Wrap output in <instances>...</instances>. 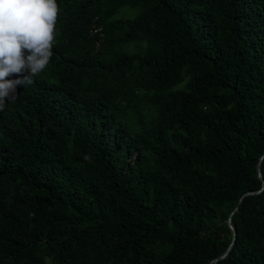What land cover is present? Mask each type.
Listing matches in <instances>:
<instances>
[{
	"label": "trees",
	"instance_id": "1",
	"mask_svg": "<svg viewBox=\"0 0 264 264\" xmlns=\"http://www.w3.org/2000/svg\"><path fill=\"white\" fill-rule=\"evenodd\" d=\"M56 2L0 111V264H210L261 189L216 264H264V0Z\"/></svg>",
	"mask_w": 264,
	"mask_h": 264
},
{
	"label": "clouds",
	"instance_id": "2",
	"mask_svg": "<svg viewBox=\"0 0 264 264\" xmlns=\"http://www.w3.org/2000/svg\"><path fill=\"white\" fill-rule=\"evenodd\" d=\"M59 11L56 0H0V111L49 64Z\"/></svg>",
	"mask_w": 264,
	"mask_h": 264
},
{
	"label": "water",
	"instance_id": "3",
	"mask_svg": "<svg viewBox=\"0 0 264 264\" xmlns=\"http://www.w3.org/2000/svg\"><path fill=\"white\" fill-rule=\"evenodd\" d=\"M257 176L260 180H262V175H261V169H260V164L258 163L257 164ZM262 190V189H261ZM261 190H258V191H253V192H247L245 193L238 201L236 207L234 208V210L232 211V213L229 215V218L227 219L226 223L229 227V229L231 230V234H232V243L230 244L229 248L226 250L225 253H223L221 256L215 258L210 264H216L219 260L223 259L225 256H227L229 250L231 249L232 245H233V241L235 240L236 238V229H235V226L232 224L231 222V218L233 216V214L237 211L238 209V206L239 204L241 203L242 199L245 197V196H249V195H256V194H259L261 192Z\"/></svg>",
	"mask_w": 264,
	"mask_h": 264
},
{
	"label": "rangeland",
	"instance_id": "4",
	"mask_svg": "<svg viewBox=\"0 0 264 264\" xmlns=\"http://www.w3.org/2000/svg\"><path fill=\"white\" fill-rule=\"evenodd\" d=\"M142 12L141 7L131 8L129 6H124L119 9V11L112 17V20L119 19H134L139 16ZM133 46L130 47L131 50Z\"/></svg>",
	"mask_w": 264,
	"mask_h": 264
},
{
	"label": "built area",
	"instance_id": "5",
	"mask_svg": "<svg viewBox=\"0 0 264 264\" xmlns=\"http://www.w3.org/2000/svg\"><path fill=\"white\" fill-rule=\"evenodd\" d=\"M100 31V28H97L93 31V33H96V32H99Z\"/></svg>",
	"mask_w": 264,
	"mask_h": 264
}]
</instances>
